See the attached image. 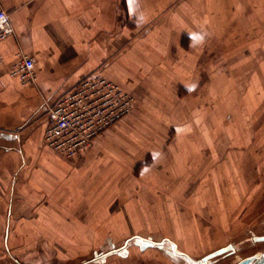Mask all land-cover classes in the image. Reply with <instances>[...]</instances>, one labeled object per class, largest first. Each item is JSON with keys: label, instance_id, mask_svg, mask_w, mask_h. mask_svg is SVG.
<instances>
[{"label": "crops", "instance_id": "1", "mask_svg": "<svg viewBox=\"0 0 264 264\" xmlns=\"http://www.w3.org/2000/svg\"><path fill=\"white\" fill-rule=\"evenodd\" d=\"M236 5L237 0H0V9L9 15L14 32L0 42V169L11 162L27 168V183L51 201L42 206L34 222L17 225L18 234L34 232L35 239H40L44 232L59 233L62 241H57L69 248L71 241L76 242L74 234L81 235L79 241L84 244L100 240L107 232H122L125 226L122 201L129 192L123 188V170L139 161V153L129 152L130 159L123 160V141L130 127L143 124V110L129 112L70 160L43 145L47 108L92 73H101L130 93L134 103L136 95L142 94L141 86L134 82L145 77L159 81L147 88L151 96L145 117L152 134L170 124L184 140L167 151L177 153L169 155L176 169L198 164L205 147L216 152L215 142L203 137L216 136V102H206L210 106L203 114L197 106L204 98L198 95L188 100L187 96L203 87L202 43L197 44L193 37L218 39L219 25L224 24L227 31L230 20H216L212 11L231 10ZM186 37L193 45L189 50L184 48ZM18 54L33 61L32 83L21 84L9 74ZM227 62L232 72L234 62ZM210 79L212 82L214 76ZM180 95L194 113L186 120L180 115L182 122L169 120V111ZM212 121H216V129ZM157 148L152 152H164L162 146ZM165 164L162 167L168 168ZM140 184L146 188L154 185L145 178ZM140 184L133 180L134 189H141ZM131 238L117 249H127L131 241L140 247L142 237Z\"/></svg>", "mask_w": 264, "mask_h": 264}, {"label": "rangeland", "instance_id": "2", "mask_svg": "<svg viewBox=\"0 0 264 264\" xmlns=\"http://www.w3.org/2000/svg\"><path fill=\"white\" fill-rule=\"evenodd\" d=\"M237 2L234 9L212 11L216 20H230L228 30L221 24L218 39L204 38V64L199 65L203 87L187 95L188 100L198 95L204 98L205 104L197 106L203 114L210 101L216 102V136H203L215 142L216 152L212 154L205 147L198 164L176 169L170 156L177 153L167 151L184 140L170 124L161 126V133L152 134L145 117L151 96L147 88L159 81L145 77L134 82L141 86L142 94L136 95L130 112L143 110L145 115L140 127L132 126L124 135L123 160L136 151L139 161L123 170V188L129 194L122 201V232H107L100 240L84 244L82 236L74 234L76 242L71 241L69 248L58 242L62 241L59 233L44 232L40 239H35L34 232L18 234L17 225L34 222L42 206L51 201L27 183V168L11 162L0 169V264H185L167 255L166 250H141L132 241L124 249L127 254L117 249L134 236L153 242L166 240L167 247L176 244L180 253L194 260L208 257L210 264H235L264 251V241L255 240L264 236V0ZM186 39L184 48L189 50L192 41ZM227 60L234 62L232 72ZM180 98L169 111V120L182 122L180 115L186 120L194 113L189 102L185 103L187 99ZM215 123L212 121L213 129ZM159 146L165 153L152 152ZM143 177L154 184L153 188L140 184ZM135 178L141 189L133 188ZM230 244L236 249L219 255Z\"/></svg>", "mask_w": 264, "mask_h": 264}, {"label": "built area", "instance_id": "3", "mask_svg": "<svg viewBox=\"0 0 264 264\" xmlns=\"http://www.w3.org/2000/svg\"><path fill=\"white\" fill-rule=\"evenodd\" d=\"M13 34L9 15L0 9V42ZM9 74L21 84L32 83L33 61L25 54H18ZM133 104L130 93L101 73H92L47 108L43 145L71 159L89 146L95 136L126 116Z\"/></svg>", "mask_w": 264, "mask_h": 264}, {"label": "water", "instance_id": "4", "mask_svg": "<svg viewBox=\"0 0 264 264\" xmlns=\"http://www.w3.org/2000/svg\"><path fill=\"white\" fill-rule=\"evenodd\" d=\"M134 239V238H131ZM256 241H264V236L263 237H256L255 238ZM134 243H136V240H133ZM166 242V240H162L160 242H153L152 240L149 239H141V241H139V245L141 247V249H144L145 247H155L159 250H166V254L171 256L172 258L175 257V259L178 260V262L180 261H184V263H188V264H210V258L208 257H203L200 260H194L193 258L188 257L187 255H185L184 253H180L173 245L167 247V245H165L164 243ZM234 249H236V247L233 244H230L228 246H226L225 248H223L219 255L221 254H225L227 253V251L233 252ZM235 264H264V251L261 252L260 254L251 256V257H247V258H243L242 260H240L239 262L235 263Z\"/></svg>", "mask_w": 264, "mask_h": 264}, {"label": "snow or ice", "instance_id": "5", "mask_svg": "<svg viewBox=\"0 0 264 264\" xmlns=\"http://www.w3.org/2000/svg\"><path fill=\"white\" fill-rule=\"evenodd\" d=\"M193 40L198 43L200 41V37L199 36H194Z\"/></svg>", "mask_w": 264, "mask_h": 264}, {"label": "clouds", "instance_id": "6", "mask_svg": "<svg viewBox=\"0 0 264 264\" xmlns=\"http://www.w3.org/2000/svg\"><path fill=\"white\" fill-rule=\"evenodd\" d=\"M141 15H143V14H141ZM203 40H204V36H203V35H201V36H200V41H199L198 43H197V42H196V43H197V44H199V43H202V42H203Z\"/></svg>", "mask_w": 264, "mask_h": 264}, {"label": "flooded vegetation", "instance_id": "7", "mask_svg": "<svg viewBox=\"0 0 264 264\" xmlns=\"http://www.w3.org/2000/svg\"><path fill=\"white\" fill-rule=\"evenodd\" d=\"M263 237V236H262Z\"/></svg>", "mask_w": 264, "mask_h": 264}]
</instances>
